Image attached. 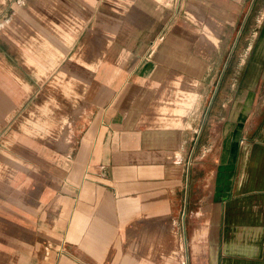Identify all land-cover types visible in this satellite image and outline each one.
<instances>
[{
	"label": "crops",
	"instance_id": "obj_1",
	"mask_svg": "<svg viewBox=\"0 0 264 264\" xmlns=\"http://www.w3.org/2000/svg\"><path fill=\"white\" fill-rule=\"evenodd\" d=\"M245 3L0 0V264H264Z\"/></svg>",
	"mask_w": 264,
	"mask_h": 264
},
{
	"label": "rangeland",
	"instance_id": "obj_2",
	"mask_svg": "<svg viewBox=\"0 0 264 264\" xmlns=\"http://www.w3.org/2000/svg\"><path fill=\"white\" fill-rule=\"evenodd\" d=\"M242 14L246 19L241 41L222 75L218 92L228 104L233 101L232 110L236 109L235 100L242 101L240 109L245 121L251 116L264 115V57L253 59L246 55L254 51L264 53V33L257 46L258 36L264 27V0H246ZM83 92H86L85 82Z\"/></svg>",
	"mask_w": 264,
	"mask_h": 264
},
{
	"label": "flooded vegetation",
	"instance_id": "obj_3",
	"mask_svg": "<svg viewBox=\"0 0 264 264\" xmlns=\"http://www.w3.org/2000/svg\"><path fill=\"white\" fill-rule=\"evenodd\" d=\"M263 33H264V27H263V30H262V32L259 34V36H258V43H257V46L259 45V43H260V40H261V38H262V36H263ZM264 57V55H262V57L261 58H263ZM264 65V64H263Z\"/></svg>",
	"mask_w": 264,
	"mask_h": 264
},
{
	"label": "bare ground",
	"instance_id": "obj_4",
	"mask_svg": "<svg viewBox=\"0 0 264 264\" xmlns=\"http://www.w3.org/2000/svg\"><path fill=\"white\" fill-rule=\"evenodd\" d=\"M218 32V31H217ZM215 34H216V32H215ZM219 34V33H218ZM213 41V40H212ZM212 46H213V43H212ZM256 71V70H255ZM254 73V72H253ZM61 135V134H60Z\"/></svg>",
	"mask_w": 264,
	"mask_h": 264
}]
</instances>
